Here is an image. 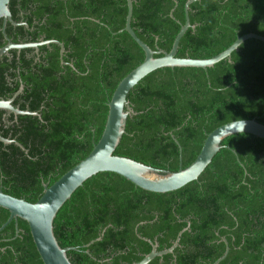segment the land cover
Returning <instances> with one entry per match:
<instances>
[{
	"label": "trees",
	"instance_id": "16d2710c",
	"mask_svg": "<svg viewBox=\"0 0 264 264\" xmlns=\"http://www.w3.org/2000/svg\"><path fill=\"white\" fill-rule=\"evenodd\" d=\"M134 0L132 27L152 49L170 51L186 21L187 0ZM174 17L170 15L172 8ZM16 22L6 24L13 42L57 39L61 47L40 45V61L24 48L0 57V97L9 98L20 81L26 85L15 105L37 110L19 115L10 136L0 142V190L36 202L65 172L84 159L105 128L108 103L118 83L145 59V52L125 27L127 0H11ZM26 12L23 18L18 13ZM190 27L177 56L210 58L249 32L264 35V0H199L190 6ZM0 19V47L7 41ZM33 29V30H31ZM29 38H25L24 35ZM18 37L20 39H18ZM161 55V54H159ZM158 56V55H156ZM66 63H62V61ZM137 115L129 116L115 154L177 171L200 153L207 135L238 119L264 123V42L248 39L213 67H165L145 76L128 94ZM21 102V103H20ZM5 110L0 109V117ZM197 180L158 193L136 186L113 172L87 179L65 202L55 221L63 247L74 264H132L152 250L180 244L149 264H264V139L249 133L228 136ZM182 148V157L180 155ZM10 211L0 207V226ZM141 222H145L141 224ZM13 220L0 232V264H44L27 221ZM101 240L87 249L82 246Z\"/></svg>",
	"mask_w": 264,
	"mask_h": 264
},
{
	"label": "water",
	"instance_id": "95a60500",
	"mask_svg": "<svg viewBox=\"0 0 264 264\" xmlns=\"http://www.w3.org/2000/svg\"><path fill=\"white\" fill-rule=\"evenodd\" d=\"M10 1L11 0H0V19H3V32L7 40H10L5 31L7 22H11L14 25H28L25 22H16L13 19L10 9ZM195 1L199 0H187L185 4L186 21L185 23H181L180 31L173 42L172 48L170 51H166L164 49H152L137 35L135 29L132 27L134 0H127L128 13L126 24L120 32L125 30L132 36V38L144 50L145 59L118 83L108 103L109 112L105 128L98 142L95 143L91 152L84 159L65 172L54 183L51 185L44 183V192L36 202H29L25 198L15 197L0 190V207L10 211L9 218L0 226V232L13 220H16L18 234V218L27 221L30 226L33 240L44 264H74L71 261L68 252L71 250H77L79 247H63L60 244L55 234L54 221L59 210L65 202L71 198L73 193L82 186L87 179L99 172H113L125 177L136 186L145 190L166 193L180 189L186 184L197 180L211 164L216 154L222 149L224 146L222 143L228 136L239 133H249L264 139V123L259 122L255 118L238 119L227 122L215 128L207 135L200 153L190 165L187 167L181 166L177 171L157 168L130 157L115 154V150L126 132L128 117L139 113L131 106L130 101L128 100V94L145 76L157 69L165 67H200L207 69L213 67L223 59H229L231 61L233 51L239 50L241 44L248 39H257L264 42V35L249 32L239 36L227 49L210 58L177 56L182 37L190 27L195 28V25L191 24L189 16L190 6ZM177 4L178 1L176 0V6ZM176 6L172 8L170 12L172 17H174ZM50 43L60 45L61 54L65 52L64 43L57 39L28 43H14L9 41L8 44L0 47V57L12 48L21 49L25 47H33L39 49L40 45ZM22 89L23 87L20 88L16 95L19 94ZM13 101L14 98H0V109L7 110L16 115H39L37 111L21 110L20 108L15 107ZM0 142H3L4 144L15 143L25 150V147L19 141L5 137L1 133ZM180 155L182 157L181 147ZM144 223L145 222H141V224ZM138 227L139 225L136 227V233L140 238L150 242L152 250L140 261L133 262L132 264H149L158 256L174 252L175 248L180 244L182 234L189 229L190 223L188 222V226L180 230L172 246L163 250L158 249L159 243L157 241H152L150 238L141 236L138 233ZM106 229L107 227L100 231V235L96 239L91 240L82 246L83 248H86L87 253L90 254V251L87 248L91 244L103 238ZM223 240L226 243L225 252L214 262V264H220L229 253V243L225 237H223Z\"/></svg>",
	"mask_w": 264,
	"mask_h": 264
},
{
	"label": "flooded vegetation",
	"instance_id": "af4514ba",
	"mask_svg": "<svg viewBox=\"0 0 264 264\" xmlns=\"http://www.w3.org/2000/svg\"><path fill=\"white\" fill-rule=\"evenodd\" d=\"M25 14H26V12H24V11H22V12L20 11V12L18 13V15H19L21 18H23ZM20 22H24V21H20ZM25 23H26V22H25ZM21 25H24V24H21ZM24 26H26V25H24ZM3 27H4V25H3ZM3 27H2V30H3ZM26 27H28V25H27ZM31 30H33V29H31ZM24 37H25V38H29L26 34L24 35ZM9 39H10V38H9ZM18 39H20V38L18 37ZM5 40L7 41L6 44H8L9 41L13 42L11 39H10V40H7L6 37H5ZM20 41H21V42H17V43H28V42H23L22 40H20ZM41 41H42V40H41ZM14 43H16V42H14ZM6 44H5V45H6ZM5 45H4V46H5ZM39 47H40V46H39ZM25 48H33V47H25ZM22 49H24V48H21V49L12 48V49H9V51H8L7 53H5V54H7V56L9 57V59H12V58L14 57V54L11 53V50H16V52H17V54H18V56H19V55L21 54ZM61 55H64V53L61 54ZM26 56H27L28 58H32V57H33V58H34V62L36 63V62L40 61L42 54H41V52H40V49L33 48V50H32L31 52H26ZM63 61H64V60H63ZM62 63H66V62L64 61V62H62ZM8 79H9L11 82H17V81H20V83H21L19 89L13 94V96H11V97H9V98H5V99L14 98L13 105H14L15 107L20 108L18 104L15 105V100L18 98L19 94H22V95H23V94H24V91H25V89H26V85L23 83L22 77H21V75H20V71L17 70V73H16L13 77L9 76ZM21 87H23L22 91H21L19 94L16 95V93L20 90ZM0 98H3V97H0ZM20 103H21V102H20ZM28 107H29V104H27V108H25L24 110L32 111V110H30V108H28ZM20 109H21V108H20ZM21 110H22V109H21ZM34 111H37V110H34ZM37 112L39 113V111H37ZM19 115H27V114H18V115H16V114H14V113H12V112H9V111L5 110V112H4V113L2 114V116L0 117V125H2V124L4 125V128L6 129L7 133H8L10 136H12V135L15 134V131H16V129H17L18 126H21V124H20V119H19ZM28 115H33V114H28ZM35 116H39V117H40L41 115H40V113H39V115H35ZM13 139H14V138H13Z\"/></svg>",
	"mask_w": 264,
	"mask_h": 264
}]
</instances>
